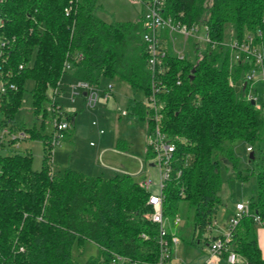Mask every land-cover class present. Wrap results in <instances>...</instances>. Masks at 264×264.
<instances>
[{"label":"trees","instance_id":"trees-1","mask_svg":"<svg viewBox=\"0 0 264 264\" xmlns=\"http://www.w3.org/2000/svg\"><path fill=\"white\" fill-rule=\"evenodd\" d=\"M98 7L99 0H0V81L16 87L5 93L0 89V132L25 130L46 149L39 170L32 167L29 151H0V264H109L114 253L130 257L132 264L159 262V225L152 220L154 208L143 181L128 173L92 176L72 167L54 173L55 130L49 136L16 117L28 80L34 81L36 112L46 115L49 91L60 87L68 73L95 87L119 78L150 96L153 75L142 39L144 18L108 23L97 16ZM162 14L207 26L213 42L200 46L191 41L184 60L170 53L165 60L169 70L159 76L170 88L160 94V125L176 144L163 189L168 230L172 233L170 226L186 202L194 209L192 240L206 243L223 202L221 160L235 165L236 141L245 140L253 150L264 139V102L253 104L242 85L250 66L231 63V50L222 45L264 28V0H162ZM127 110L147 122L149 137L154 127L149 105L130 99ZM57 119L62 120L60 114ZM66 132L59 131V137ZM124 144L120 139L118 149L124 150ZM256 186L249 204L264 225V167ZM257 224L253 216H243L230 241L246 264H264ZM86 241L96 244L99 253L79 262L73 248L82 253Z\"/></svg>","mask_w":264,"mask_h":264},{"label":"rangeland","instance_id":"rangeland-1","mask_svg":"<svg viewBox=\"0 0 264 264\" xmlns=\"http://www.w3.org/2000/svg\"><path fill=\"white\" fill-rule=\"evenodd\" d=\"M145 12L146 8L135 0H99L96 14L102 20L113 23L134 21ZM79 84L80 81L71 74H64L60 86L62 92L58 90V94H55V88L50 90L49 96L52 101L46 100L43 103L47 111L45 115L43 110L39 112L35 110L31 94L34 81L28 80L24 86L21 106L16 114L17 119L23 121L27 127L35 126L49 136L55 130V118L59 114L62 120L70 123V128L59 138V143L54 148L52 161L54 172L59 173L65 167H72L92 176L113 177L128 173L138 181L151 179L153 181L151 190L159 192L161 171L155 165L151 148L152 153L149 154L147 122L138 116L122 115L126 110L128 97L145 99L143 91L130 87L119 78L104 79L101 85L96 87L99 93L98 104L95 108H89L82 91L77 88ZM109 85L113 86L114 95L107 99L105 88ZM251 93L259 103L264 102V85L258 84ZM75 113L78 117L73 126L68 117H73ZM101 130H104V133H101ZM119 139L125 140V151L117 149ZM252 146L253 150H248L249 144L245 140H238L234 143L236 164L221 160L220 170L224 184L220 195L223 202L216 225L226 230L236 204L240 201L249 202L257 195L256 176L259 169L264 167V139ZM14 150L22 153L29 151L33 156L32 167L35 170L42 168L46 154L45 143L42 140L27 138L19 141L18 147L8 146L1 150V153L8 154ZM252 152L254 159L250 156ZM193 213L194 209L186 202L181 204L180 223L173 226L172 232L176 233L180 242L173 247V255L174 258L186 260L196 257L192 262L199 263L202 256L192 257L190 252V241L194 236ZM257 227L260 230L264 225L258 222ZM212 231L215 234L217 232L216 229ZM82 251L81 253L77 245L73 248V255L79 262H85L89 257L97 255L99 247L86 241ZM237 264H245L244 259L239 256Z\"/></svg>","mask_w":264,"mask_h":264},{"label":"built area","instance_id":"built-area-1","mask_svg":"<svg viewBox=\"0 0 264 264\" xmlns=\"http://www.w3.org/2000/svg\"><path fill=\"white\" fill-rule=\"evenodd\" d=\"M142 4L146 8V12L143 14L145 30L143 33V43L148 53V68L152 73V92L150 96L145 97L144 101L149 105L152 110L151 119L154 123V127L149 135L148 144L153 151V158L155 165L160 168L161 182L159 184V192H153L151 187L153 181L151 179H144L143 184L150 196L148 203L153 206L154 211L152 213V220L159 225V262L158 264H173L172 263V250L175 245L179 243V237L175 233H171L168 230V220L164 215L163 209V189L167 180L171 177L173 169V160L176 152L175 142L168 137V135L162 131L161 110L163 109V103L160 99L162 92H168L170 88L165 84L163 80L159 78L161 74H164L169 70V66L165 63L170 53H173L178 59L184 60L187 53L190 51L189 43L193 41L200 46L206 44H212L209 36V28L205 25H188L181 22H177L172 18H165L162 14V0H135ZM66 14L69 15V10H66ZM225 45L231 50V63H244L250 66L245 72L242 85L248 88L247 97L251 100L259 102L257 98L252 96L251 91L258 85H264V28L256 32L246 34L243 38H232L229 42H225ZM22 69L23 66H20ZM65 71L70 70V65L65 64ZM181 81L178 82V85ZM8 88H16L14 85L0 86L2 92H7ZM82 93L85 92L84 100L87 107L95 108L98 104L99 93L95 86L87 82L80 81L77 86ZM58 89L55 90V94H58ZM113 86L109 85L105 88L106 98L109 99L113 95ZM128 110H124L122 115H128ZM96 124V121L94 122ZM70 128V123L65 120H58L55 118V132L52 137V143L55 146L59 143V131L67 130ZM104 133V130H101ZM29 138V134L25 130L11 131L8 128H4L0 132V142L5 143L7 147L15 145L19 146V141ZM92 144H94L92 142ZM53 148V153H54ZM2 150L0 146V151ZM248 150H252V147H248ZM245 215H251L257 222L263 223L260 215L254 214L251 211L249 202L240 201L236 204L235 211L230 218V224L226 231L211 236L209 240L208 258L202 264H218V259L224 254H227V260L230 264L238 263L239 255L231 249L230 241L233 237V232L239 224L241 218ZM216 220H214L211 226L210 233L213 229L217 230ZM180 223V217H176L174 225ZM171 233V234H170ZM130 257L114 253L109 264H132ZM174 264H183L176 262Z\"/></svg>","mask_w":264,"mask_h":264},{"label":"crops","instance_id":"crops-1","mask_svg":"<svg viewBox=\"0 0 264 264\" xmlns=\"http://www.w3.org/2000/svg\"><path fill=\"white\" fill-rule=\"evenodd\" d=\"M144 14V13H143ZM143 14L141 15V17H143ZM61 85H62V83H61ZM60 85V86H61ZM58 90H60L61 92H62V89L59 87V89ZM60 92V93H61ZM84 93V92H83ZM83 93H82V95H83ZM113 95H114V93H113ZM83 98H84V95H83ZM130 99H136V98H133L132 96H129L128 97V100H127V104H126V109H127V105H128V103H129V100ZM130 114V113H129ZM128 114V115H129ZM130 115H133V114H130ZM127 116V115H126ZM133 116H136V115H133ZM77 117H78V115H77V113H75V114H73V119H75V123H76V120H77ZM75 125V124H74ZM148 127V126H147ZM148 130V129H147ZM120 140V139H119ZM117 149H118V146H117ZM119 151H125V150H120V149H118ZM66 168V167H65ZM53 172H54V170H53ZM55 173V172H54ZM132 175V174H131ZM133 176V175H132ZM134 177V176H133ZM234 211H235V209H233L232 210V212H231V215L230 216H232L233 215V213H234ZM216 222H217V220H216ZM173 226H175V225H171L170 226V229H171V231L172 232H174V230H173ZM224 231H226V229H223L222 227H220V226H217V232L218 233H222V232H224ZM216 232V234H218ZM176 234V233H175ZM216 234L212 231L211 232V234H208V233H206L205 234V236H207V235H211V236H216ZM193 239V238H192ZM258 241H259V245H260V247H261V249H262V253H263V256H264V228H260V230L258 229ZM179 242H180V238H179ZM179 244V243H178ZM190 252L192 253V257L193 256H202V258H201V260H200V262L199 263H197V262H192L196 257H194V258H189L188 260H186V259H180V258H174V251L172 250V263L174 264V263H176V262H181V263H183V264H191V263H195V264H202L203 262H205V260L208 258V255H209V252H208V248H209V242H203V240L201 241V240H191L190 241ZM174 250H175V248H174ZM193 253H194V255H193ZM245 261V260H244ZM218 264H230L229 263V261L227 260V257L224 255V256H222V257H220L219 259H218ZM245 264H246V262H245Z\"/></svg>","mask_w":264,"mask_h":264},{"label":"water","instance_id":"water-1","mask_svg":"<svg viewBox=\"0 0 264 264\" xmlns=\"http://www.w3.org/2000/svg\"><path fill=\"white\" fill-rule=\"evenodd\" d=\"M83 95L85 96L86 93L84 92ZM252 103L255 104L256 103L255 100H252ZM72 124L73 125L75 124V119L72 120ZM250 156H251V159L254 158V153L252 152Z\"/></svg>","mask_w":264,"mask_h":264}]
</instances>
